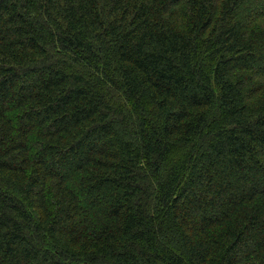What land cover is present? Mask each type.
Listing matches in <instances>:
<instances>
[{"label": "trees", "instance_id": "16d2710c", "mask_svg": "<svg viewBox=\"0 0 264 264\" xmlns=\"http://www.w3.org/2000/svg\"><path fill=\"white\" fill-rule=\"evenodd\" d=\"M0 264H264V0H0Z\"/></svg>", "mask_w": 264, "mask_h": 264}]
</instances>
